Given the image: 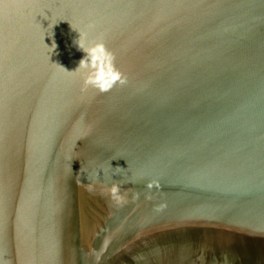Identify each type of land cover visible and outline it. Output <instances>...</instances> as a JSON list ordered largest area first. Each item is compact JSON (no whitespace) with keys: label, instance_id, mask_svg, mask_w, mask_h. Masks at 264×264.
<instances>
[{"label":"water","instance_id":"95a60500","mask_svg":"<svg viewBox=\"0 0 264 264\" xmlns=\"http://www.w3.org/2000/svg\"><path fill=\"white\" fill-rule=\"evenodd\" d=\"M0 264H264V0H0Z\"/></svg>","mask_w":264,"mask_h":264},{"label":"clouds","instance_id":"9594fccd","mask_svg":"<svg viewBox=\"0 0 264 264\" xmlns=\"http://www.w3.org/2000/svg\"><path fill=\"white\" fill-rule=\"evenodd\" d=\"M75 43L86 55L79 61L78 67L72 71H79L80 68L87 67L89 64L93 65L95 69L85 76L84 83L86 87L91 86L99 89L101 92H106L117 82L121 85L127 83V76L115 66V56L107 48L102 39L91 46H86L83 35L80 34L79 39ZM51 46L54 51L57 47L55 41H53ZM152 186L153 183L150 182L148 187L151 188ZM108 191L117 203L122 204L126 202L125 197L120 194V186L118 184H113Z\"/></svg>","mask_w":264,"mask_h":264}]
</instances>
